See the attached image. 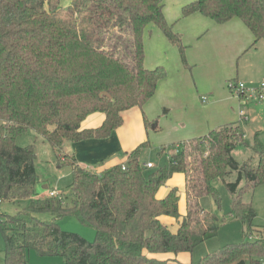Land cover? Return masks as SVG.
<instances>
[{"label": "trees", "instance_id": "obj_1", "mask_svg": "<svg viewBox=\"0 0 264 264\" xmlns=\"http://www.w3.org/2000/svg\"><path fill=\"white\" fill-rule=\"evenodd\" d=\"M164 8L165 0H72L66 9L62 0H0V204L29 200L17 216L0 212L5 264H29L31 250L61 256L66 264H247V259L260 264L264 238L248 241L256 212L242 201V192L264 184V147L253 145L257 165L238 163L233 152L246 145L239 123L181 142L167 162L151 168L144 160L152 148L149 140L129 154L126 171L122 164L99 175L80 167L66 150L69 144L110 137L123 125L124 114L143 111L168 78L164 66H145L150 26L191 68L188 46ZM194 14L217 24L240 19L254 37L250 48L264 41V0H194L181 9V19ZM94 114L104 115L103 123L84 129ZM143 115L150 129L153 123ZM30 131L46 140L61 166L73 170L70 202L39 192L37 146L17 142ZM233 173L237 180L227 182ZM175 174L185 176L184 216L177 188L158 198ZM217 180L232 195L231 215L246 226L245 240L183 263L177 257L216 237L225 221L200 205L201 198L212 196L220 207ZM43 214L53 220L40 219ZM67 216L93 228L95 240L62 230L56 220ZM162 217L175 219L177 230ZM169 254L174 258H158Z\"/></svg>", "mask_w": 264, "mask_h": 264}, {"label": "crops", "instance_id": "obj_2", "mask_svg": "<svg viewBox=\"0 0 264 264\" xmlns=\"http://www.w3.org/2000/svg\"><path fill=\"white\" fill-rule=\"evenodd\" d=\"M192 1L194 0H174L172 5L165 4L164 13L169 24L174 25V30L182 34L183 41L188 46L186 55L193 79L189 73L183 71L178 49L168 42L158 28L150 26L144 39L145 66L153 69L165 65L169 71L168 78L160 83L155 97L145 105L143 111L134 109L124 114L123 125L110 137L67 145L66 150L74 155L80 167L99 175L112 167L125 164L132 151L142 143L150 141L153 130L158 131L160 124L162 128H171L173 134L167 141L174 144L175 149H179L181 142L205 136L223 125L240 123L241 103L237 97L217 87H206L203 83L220 75L225 81L231 79L237 56L252 40L254 42V37L245 24L242 25L243 23L234 19L226 24H217L200 14L181 19L182 7ZM192 81L198 89L197 93L202 91L212 95L209 104L203 98L202 107L195 105L196 97L191 101V95L196 96ZM162 112L164 116L161 117ZM143 113L153 123L150 129L145 126ZM159 117L161 120L157 122ZM104 119V115L94 114L86 120L83 127L97 128ZM181 183L185 188V176L175 174L160 189L158 198H164L172 188ZM50 190L52 189L49 186H44L45 192ZM183 190L185 194V189ZM186 213L187 208L180 212L182 216ZM161 220L171 230H177L178 223L175 219L162 217ZM186 254H180L177 259L189 263ZM158 258L172 259L174 256L159 255Z\"/></svg>", "mask_w": 264, "mask_h": 264}, {"label": "rangeland", "instance_id": "obj_3", "mask_svg": "<svg viewBox=\"0 0 264 264\" xmlns=\"http://www.w3.org/2000/svg\"><path fill=\"white\" fill-rule=\"evenodd\" d=\"M71 2L72 0H62V7L66 9L70 6ZM168 3L169 5H172L174 0H165V4L167 5ZM234 20L239 21V23H243L240 19L236 18ZM242 25H244V23ZM252 41L249 43L246 49H244L237 56L233 65L234 73L231 79H226L225 81V79H222V75H220L212 81H206L203 83V85L206 87H217L221 90L223 89L230 95L232 94L237 97V99L240 101V111L245 112L249 117L248 121H239V124L245 133L246 145L244 144L238 146L233 152V157L241 165L249 162L251 165L255 166L258 163V156L253 149L255 141H258L264 147V99L259 101L242 100L232 88L235 83H238L243 84L248 92H254L258 89H262L264 92L262 87V83L264 82V41H261L257 48H250ZM246 50L248 51L245 52ZM181 63L183 64V62ZM182 67L183 71L186 72V74L189 73L190 78L193 79L191 69L185 68L184 64ZM165 68L167 72H169L166 66ZM177 73L181 74L182 72L177 71ZM192 85L196 96L192 94L191 101H194L196 97L195 105L202 107L204 105L202 103V98H206L209 104L211 102L212 95L202 91L197 93L198 89H196L193 81ZM184 112H187V107ZM160 116H164L163 112ZM161 117L158 118L157 122L161 120ZM172 134L171 128H162L161 124L159 125L158 131L153 130L150 139L152 148L145 156V163L152 162L155 165L164 164L173 154H176L175 152L179 151V149H175L174 144L171 145L170 141H167V138L171 137ZM17 142L20 146H27L32 143L36 144L37 146L36 148L38 157L36 161V171L40 180L38 186L39 192L43 193L44 186H49V188L52 190H57L60 196H63L65 199L67 198L69 202L73 200V170L70 166L63 164L61 166V164L57 161V157L54 154L51 146L46 142V140L40 136L37 138L36 134L30 131L27 135L19 138ZM165 145V151L163 152L162 157H160V153H162V149ZM188 148H190V146ZM64 156L65 155H62V157ZM58 166H60V168H58ZM237 178L238 173H233L227 178V182H235ZM241 186H245L244 181L242 182ZM215 187L220 197V207L217 205L214 197L212 196H205L201 198L200 205L206 211L216 213L221 220L224 219L225 221L220 227L216 237L208 239L197 246L192 254H186L188 255L187 258L189 263L191 261L199 262L208 254H214L230 245L243 243L245 240L244 232L247 231L246 226L242 224L243 222H241V220L231 215L232 195L222 180H217L215 182ZM176 188L179 190L181 197L179 208L181 211L179 212L182 213L183 211H186L187 208L183 184H179ZM242 201L244 203L251 204L256 212V218L254 219L253 223L254 229L251 230L250 235H248V241L253 242L257 239H263L264 184L259 185L254 191H243ZM28 206L29 200H21L18 202H2L0 204V212L10 216H17L23 212L24 209L28 208ZM39 218L44 221L53 220V216L50 214L39 215ZM56 221L62 230L80 235L89 242H93L96 238V231L93 228L82 224L73 216L58 218ZM4 250V239L0 231V264H5ZM259 261L260 264H264V256H260ZM250 263V260L247 259V264ZM29 264H66V261L61 256H41L35 250H31L29 253Z\"/></svg>", "mask_w": 264, "mask_h": 264}, {"label": "built area", "instance_id": "obj_4", "mask_svg": "<svg viewBox=\"0 0 264 264\" xmlns=\"http://www.w3.org/2000/svg\"><path fill=\"white\" fill-rule=\"evenodd\" d=\"M262 87L264 89V82L262 83ZM232 88L234 89V91L239 95V97L242 100H245V101H259V100H263L264 99V92H263L262 89H258V90L254 91V92H248L243 84H238V83H235L234 86H232ZM203 100L206 101L207 99L203 98ZM239 118H240L241 122L248 121V119H249L248 115L245 112H243V111H240ZM147 167L151 168V167H153V164L152 163H147ZM122 169L124 171L127 170V167H126L125 164L122 165ZM48 194L51 197H56V196L60 195L55 190L48 191Z\"/></svg>", "mask_w": 264, "mask_h": 264}]
</instances>
